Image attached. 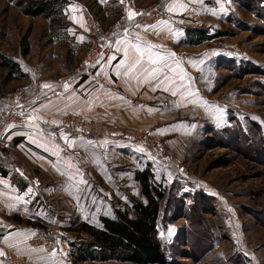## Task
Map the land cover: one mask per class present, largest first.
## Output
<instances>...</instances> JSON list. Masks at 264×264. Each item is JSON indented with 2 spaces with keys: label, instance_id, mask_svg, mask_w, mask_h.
<instances>
[{
  "label": "rangeland",
  "instance_id": "obj_1",
  "mask_svg": "<svg viewBox=\"0 0 264 264\" xmlns=\"http://www.w3.org/2000/svg\"><path fill=\"white\" fill-rule=\"evenodd\" d=\"M170 1L131 0L126 8L120 0H72V4L81 7L83 20L88 9L108 30L134 7L164 8ZM176 1L172 7L183 16L184 24L195 26L190 32L233 33L197 47L211 55L213 79L202 82L211 100L191 118L196 121L195 133L179 138L175 149L154 141L144 129L130 130L136 138L127 149L134 162L122 159L115 170L125 179L109 184L70 183L64 199L54 193L58 198L53 197L52 203L66 215L62 219L68 227L55 235L88 241L82 225L99 228L101 217L114 218L117 212L130 209L133 201L146 203L133 177L138 168L150 163L168 192L157 240L171 264H264V0ZM148 25L153 24L142 26ZM85 27L84 21V32H76L68 24L57 40L45 19L24 16L14 4L0 0V53L21 71L12 74L0 67V112L7 106L8 93L23 90L28 98L44 82L76 75L92 44ZM81 33L84 40L77 44L76 35ZM84 117L101 122L106 131H120L114 124ZM139 141L155 152L164 149L173 162L150 154Z\"/></svg>",
  "mask_w": 264,
  "mask_h": 264
},
{
  "label": "crops",
  "instance_id": "obj_2",
  "mask_svg": "<svg viewBox=\"0 0 264 264\" xmlns=\"http://www.w3.org/2000/svg\"><path fill=\"white\" fill-rule=\"evenodd\" d=\"M68 1L66 21L71 29L83 33L81 7ZM176 3L171 0L165 5L166 17L154 28L134 23L123 29L113 53L90 72L76 74L65 83H58L57 79L44 82L51 87L40 85V91L26 98L28 116L4 132L8 147L0 161V264H9L7 256L13 252L21 255L24 264H118L77 262L71 254L70 241L55 235L68 227L67 220L62 219L66 215L52 202L53 197L58 198L56 194L60 199L68 198L70 183H119L124 176L116 174V164L122 159L134 162L127 149L131 143L90 142L69 135L70 146L63 138L53 140L52 131L70 113L114 124L121 134L144 129L154 141L175 149L179 138L195 133L196 121L191 118L198 109H206L211 100L202 82L213 79L212 61L206 50L188 44V35L195 26L184 24L183 16L172 7ZM82 33L76 35L77 44L84 40ZM158 54L164 59L152 66L150 61ZM137 61L138 68L129 72L128 66ZM151 67L160 71L149 78L142 69ZM165 74L168 80L163 79ZM144 168L135 171L136 183L140 184L137 172ZM44 233L52 236V249L30 243L33 237Z\"/></svg>",
  "mask_w": 264,
  "mask_h": 264
},
{
  "label": "trees",
  "instance_id": "obj_3",
  "mask_svg": "<svg viewBox=\"0 0 264 264\" xmlns=\"http://www.w3.org/2000/svg\"><path fill=\"white\" fill-rule=\"evenodd\" d=\"M8 1L20 9L24 16L48 20L50 29L57 40L60 33L66 32L69 23L66 21L65 9L70 4L69 1ZM262 7L264 8V5ZM190 36L188 44L200 46L215 38L233 36V33L210 34L204 30H196ZM0 67L12 74L21 73L18 64L1 53ZM23 100L24 102L27 100L25 96ZM146 165L136 174V180L140 182L146 203L133 201L130 209L117 212L114 218L101 217L99 228L82 225V231H80L87 234L88 241H70L71 254L77 262L171 264L168 254L157 240L160 212L168 194L167 188L157 181L152 165L150 163Z\"/></svg>",
  "mask_w": 264,
  "mask_h": 264
},
{
  "label": "built area",
  "instance_id": "obj_4",
  "mask_svg": "<svg viewBox=\"0 0 264 264\" xmlns=\"http://www.w3.org/2000/svg\"><path fill=\"white\" fill-rule=\"evenodd\" d=\"M131 0H123L121 3L125 8L129 6ZM134 15L130 20L128 17V12L116 21L111 28L105 30L99 20L95 15L90 12V10L85 9L83 12L85 28L87 30V35L92 39V44L89 50L85 53L84 58L81 61L79 68H77V75H83L90 72L96 64H98L104 57L108 56L110 47L113 44L114 38L117 33L125 30L129 25L134 23H140L141 25L146 24H157L166 17V13L162 7L159 5L151 6L149 8L134 7ZM74 76H66L64 78L58 79V83H65L70 81ZM24 91L19 90L13 93H8L5 95V100L7 101V106L5 110L0 114V161L3 151L8 147V142L4 137V132L18 123H22L28 116V109L26 108V103L23 100ZM100 122L90 121L85 119L84 116L71 114L66 120L54 127L52 131L53 140L69 136L76 135L84 138L90 142H125L130 143L132 139L136 138L132 133L121 134L120 131L115 130H104ZM95 129V133L92 132L89 127ZM148 150L150 154H158L163 157L168 162H173L172 158L166 154L164 149H159L155 152L153 148L147 145L146 142L142 143ZM35 247H46L49 249L53 248L54 240L50 234L44 233L33 237L30 241ZM9 264H24L21 255L17 252L10 253L7 256Z\"/></svg>",
  "mask_w": 264,
  "mask_h": 264
},
{
  "label": "snow or ice",
  "instance_id": "obj_5",
  "mask_svg": "<svg viewBox=\"0 0 264 264\" xmlns=\"http://www.w3.org/2000/svg\"><path fill=\"white\" fill-rule=\"evenodd\" d=\"M101 2H102V3H103V2H106V0H101ZM120 2L123 3V0H120ZM169 10H171V9H169ZM134 15H137V14H136V13H133V12L130 11V12L128 13V17H129V19L131 20L132 17H133ZM137 27H140V26L137 25ZM145 27H146V28H154L155 26H154V25H148V26H145ZM136 47L139 48V45H136ZM163 59H164V57L158 54L156 59H153V60L150 61V64H151L152 66H155V65H157V63H158L159 60H163ZM139 64H140V61H137V62H135L134 64L129 65V66H128V71H129V72H133V71H135V70L138 68ZM165 66H167V65H166V64H165V65H162L161 68H162V67H165ZM142 71L147 72L149 78H151L152 76H155L156 73H157L158 71H160V69L157 68V67H151V69H149V68H144V69H142ZM125 74L127 75L128 73L126 72ZM163 79H164V80H168L169 77L165 74L164 77H163ZM161 83H162V82H161ZM43 87H44V88H50L51 86L45 84V85H43ZM64 87H65V89H67L68 85L65 84ZM165 90H167V89H165ZM172 94L175 95L176 93L173 92ZM63 139H64L66 142H68L69 145L71 146V143H72V142L68 141V137H67V136H64ZM85 183H86V182H85ZM28 192H29L30 195L32 194V193H31V189H29ZM0 255H3V253L0 252Z\"/></svg>",
  "mask_w": 264,
  "mask_h": 264
}]
</instances>
